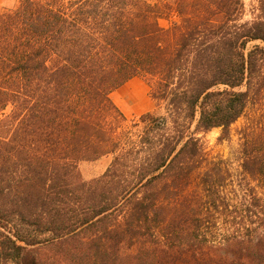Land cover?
<instances>
[{"label":"trees","instance_id":"1","mask_svg":"<svg viewBox=\"0 0 264 264\" xmlns=\"http://www.w3.org/2000/svg\"><path fill=\"white\" fill-rule=\"evenodd\" d=\"M255 1L249 21L242 0H18L0 13V264H264V223L241 237L237 223L214 245L186 194L204 158L197 135L228 140L264 96ZM133 78L164 116L141 115L126 136L110 95ZM241 146L244 175L261 184L264 127ZM109 155L82 178L80 162Z\"/></svg>","mask_w":264,"mask_h":264},{"label":"rangeland","instance_id":"2","mask_svg":"<svg viewBox=\"0 0 264 264\" xmlns=\"http://www.w3.org/2000/svg\"><path fill=\"white\" fill-rule=\"evenodd\" d=\"M17 1L0 0V13L13 9L17 5ZM242 1L244 5L242 21H249L253 14L257 13V3L255 0ZM172 20H174L173 17ZM159 23L161 26L166 27L169 20L160 19ZM252 44H249V47ZM130 83V85L116 89L110 95L125 118L122 127L126 136L139 134L142 130L143 125L141 123L138 126L132 124V121H137L141 115L149 113L154 118L164 116V104H158L149 97V87L146 82L140 78H133ZM135 83L143 86L144 99L140 98L136 90L132 88ZM128 99L133 101V106L131 109L126 110L124 109V103ZM263 127L264 96L257 101H251L247 105L242 116L230 126L228 140L220 141L218 139L219 129H212L197 135L204 149V158L202 165L192 173L186 194L195 199L197 205H201L204 230L208 240L214 245L228 239L229 235L236 231L237 223H240L238 225L242 227L237 234L240 237L242 233H247L246 231L254 235L255 228H259L264 223V182L260 184L250 180L244 175L240 166L242 158L241 144L244 134L249 130L258 135L259 130ZM3 132L0 130V135H4ZM110 160L111 156L109 155L95 161L80 162L78 168L82 178L89 180L101 175ZM206 173L212 174L220 186L204 188L202 177ZM243 196L255 205V208L254 206L250 208L252 213L245 214L238 210L241 207L240 198ZM150 245L148 240L145 239L143 241L139 240L133 246L125 243L122 246V253L132 254L136 252L138 247H150Z\"/></svg>","mask_w":264,"mask_h":264},{"label":"crops","instance_id":"3","mask_svg":"<svg viewBox=\"0 0 264 264\" xmlns=\"http://www.w3.org/2000/svg\"><path fill=\"white\" fill-rule=\"evenodd\" d=\"M131 80H129L128 82H126L124 85H122L121 87H123V86H126V85H130L131 83ZM120 87V88H121ZM132 88H134L135 90H136V93L138 94V96L140 97V98H143V86L141 85V84H139V83H135L134 84V86L132 87ZM144 99V98H143ZM117 104V103H116ZM131 111H134V110H131ZM130 111V112H131Z\"/></svg>","mask_w":264,"mask_h":264},{"label":"bare ground","instance_id":"4","mask_svg":"<svg viewBox=\"0 0 264 264\" xmlns=\"http://www.w3.org/2000/svg\"><path fill=\"white\" fill-rule=\"evenodd\" d=\"M132 106H133V101H131L130 99H128L127 101H125V103H124V109L129 110V109L132 108Z\"/></svg>","mask_w":264,"mask_h":264}]
</instances>
